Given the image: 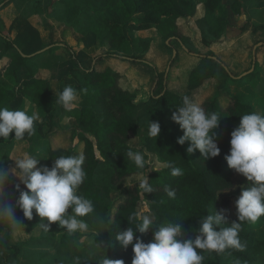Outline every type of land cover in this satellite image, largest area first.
<instances>
[{"label": "trees", "instance_id": "trees-1", "mask_svg": "<svg viewBox=\"0 0 264 264\" xmlns=\"http://www.w3.org/2000/svg\"><path fill=\"white\" fill-rule=\"evenodd\" d=\"M63 8L50 11L53 0H3L0 10L15 3L20 12V20H27L32 15H48L55 21L73 25L81 35L95 33L99 46L103 51L95 56V63L84 65L76 51L67 42L55 39L53 34L50 42L34 52H26L18 39L2 30L0 25V60L12 53L8 72L14 85H8L0 71V107L15 110L13 101L16 99L15 87L19 84V71L26 68L30 75L38 72L35 57L51 51L53 47L66 48L72 58L73 66L58 80L39 79L28 83L23 88L26 98L34 104V109L43 116L36 124V135L25 141L29 144L28 151L34 142L48 140L43 165L51 167L54 159L60 155L84 154L86 180L79 193L92 199L96 212L84 217L90 227L96 230V225L103 218L106 227L100 232L109 239L108 246L95 253L83 249V245L75 235L64 234L57 242L55 238L46 236L49 244L57 247L59 256L71 257L74 264H98V258L107 255L110 259L122 260L124 264H132L133 251L131 246L122 248L115 237L119 232L134 227L128 217L138 211L140 198L139 187L126 188L123 197L115 200L116 187L125 179L141 174L140 170L127 159L126 151L131 148L132 136L144 131L142 141L147 152L155 153L166 167L160 171L152 170L148 176L151 193H144V199L149 202L154 224L160 225L166 220L180 223L185 238L195 239L203 217L219 212L225 217L220 227H230L233 222H239L238 212L233 214L221 203V194L236 188L235 170L231 169L225 159L230 154L231 132L238 128L241 116L257 111L255 105L244 99V94H232L233 89L242 88L258 78V69L249 72L242 78L236 77L227 65L213 51L203 52L191 46V36L180 26V20H196L202 32V42L210 45L222 37L226 28L232 24V16L241 13L244 0H60ZM203 6V14L198 16L199 5ZM224 11L217 15V9ZM251 20L247 21V24ZM247 26L246 24L244 27ZM156 28L162 36L167 49L172 52L170 69L160 72L149 63L145 55L149 51L152 38L136 36V31ZM264 31V24L254 27V31ZM264 43V41H261ZM105 46V48H104ZM176 55L173 56V51ZM188 54L198 58L199 62L187 74V89L195 91L209 81L215 83L216 94L211 99H203L200 105L208 111L219 114V127L215 137L221 151L217 157H204L199 150L187 151L190 141L180 145L177 139L183 135L180 126L172 119L173 113L182 106L185 96L167 85L173 70L181 55ZM144 63L152 66L155 71L154 84L148 101H137L136 93L132 92L125 81L124 74L112 67L100 68L98 62L103 58ZM251 69V68H250ZM249 69V70H250ZM243 81H246L242 83ZM71 85L78 91L75 108L67 112L75 119L76 126L73 135L66 145H55L52 137L60 134L61 129L54 119L58 110V93L64 86ZM230 86V87H229ZM87 89L85 93L82 90ZM260 112V111H259ZM264 113V112H262ZM159 122L161 132L156 138L147 136V121ZM14 139V133L10 135ZM19 142L0 139V149H5L4 167L11 169L14 164L13 154ZM168 162H174L181 167L184 174L171 176ZM148 170L146 165L144 173ZM244 185V188L249 186ZM20 190L26 187L18 181L13 182L5 190V199L15 200ZM167 190L176 193L175 199L167 196ZM17 220L21 228L33 229L40 226L42 218L33 210V218L28 220L17 209ZM264 221V217L260 218ZM251 224H244L240 237L246 248L244 251L228 250L224 253H205L203 264H264V238H259ZM50 228L66 231L58 222ZM156 228L150 227L148 232L139 233L145 243L152 241ZM16 233V232H15ZM7 220L0 221V264H18L22 254L23 243L15 239ZM198 252L201 250L197 249ZM48 254L41 255L47 258Z\"/></svg>", "mask_w": 264, "mask_h": 264}, {"label": "clouds", "instance_id": "clouds-1", "mask_svg": "<svg viewBox=\"0 0 264 264\" xmlns=\"http://www.w3.org/2000/svg\"><path fill=\"white\" fill-rule=\"evenodd\" d=\"M86 91L87 89H84L81 92ZM78 94L75 87L64 86L63 91L58 93L56 104L64 111L70 112L76 106ZM182 102L178 112L172 116L173 121L183 131L177 143L183 145L190 141L187 148L189 153L199 150L204 157H217L221 151L215 139L219 127V114L215 111L206 112L188 95L182 97ZM40 119L37 111L29 114L26 108L10 110L7 107H0V138H3L4 142L31 139L36 135V124ZM146 129L149 138H156L161 132V125L158 121L148 120ZM13 133L14 139H10ZM230 145V154L225 157L228 166L250 182L236 200L239 222H233L230 227L222 226L217 230L215 226H221L225 217L219 212H213L201 219L199 228L195 230L198 233L195 239L185 238L180 223L175 220H166L158 226L154 224L149 202L143 198L144 193L153 191L144 173L149 162L140 151H133L131 148L126 151L127 159L144 176L139 180L142 207L128 217L134 227L119 232L115 237L122 248L127 249L131 246L134 253L132 264H203L205 253L245 250L246 245L240 237L244 224H255L264 217V113L253 111L242 115L238 128L231 132ZM85 159L84 154L60 155L49 167L41 165L38 154L25 152L15 159L14 169L6 168L0 163V221L7 220L11 232L15 233L21 229V223L17 220V209L28 220L33 218L35 210L38 217L42 218L40 227L45 232L53 223L58 222L60 227L66 228L69 236L88 233L90 225L83 218L94 214L96 206L92 199L78 194L87 176L84 168ZM167 167L171 169L170 174L173 177L184 174L183 169L175 166L174 162H168ZM153 170L159 172L160 168L155 167ZM13 173L26 187V190H20L19 184L15 186L19 191L15 203L5 199L4 189ZM166 191L169 198L175 199V192L167 189ZM106 226L105 220L101 218L96 225V231ZM150 227L156 228V231L152 241L145 243L136 233H146ZM96 249L100 250L99 246H96ZM197 249L201 251L198 252ZM98 264L124 262L114 261L103 255L98 258Z\"/></svg>", "mask_w": 264, "mask_h": 264}, {"label": "rangeland", "instance_id": "rangeland-1", "mask_svg": "<svg viewBox=\"0 0 264 264\" xmlns=\"http://www.w3.org/2000/svg\"><path fill=\"white\" fill-rule=\"evenodd\" d=\"M3 0H0V3ZM64 6V5H63ZM62 2L60 0H53L51 6H50V11L58 8H63ZM203 14V10H198V16H201ZM0 18L2 20V25L4 28L9 25L11 21V10L10 8H6L5 10L2 9L0 10ZM41 17L38 18V21L42 23L44 22L45 28L43 26V29L41 30L43 34L47 35L48 33H53L54 38L58 39L60 41L64 42L66 41L68 44L69 42H76L74 38H77L78 43L75 44L73 47L78 48L76 45L80 46V41L79 39L82 38V36L79 32H77L74 28L73 25H68V24H63L62 22L55 21L54 19H51L48 15H40ZM0 20V21H1ZM37 20V19H35ZM250 20L248 17V14L238 16V15H233L232 16V25L235 27H238L240 30H242L241 34L236 38L226 39L222 38L216 41H213L211 38L210 39V45L206 46L202 42V32L199 30L200 28L198 27L196 20L192 19L190 21L187 20H180V26L183 29L187 35L191 36V46L196 48L197 50H201L203 52L207 51H214L215 53H224L223 49L224 48H234V49H239L243 55L247 54L246 61L242 60L243 55H240L238 58H232L235 60V66L242 68L243 70L238 69V73L241 74L243 71H249V69L252 67L253 64L250 60H252L253 57V50L254 47L257 43L264 41V31H258L255 32L252 29V24L249 23L247 24V21ZM247 25L244 27V25ZM4 32L6 31V28L3 29ZM44 35V38L46 37ZM73 39V40H72ZM83 47L81 51L83 54L85 52L88 53L85 50H88V47H91V42H84L82 43ZM263 47L259 46L258 48ZM105 48V46H104ZM103 51V50H102ZM160 53H163V46H160ZM159 51L157 50V55L159 54ZM230 51V50H228ZM227 52V51H226ZM170 53V51H169ZM84 54V55H85ZM261 57L264 56V49L261 50L260 52ZM186 58L188 59H194V60H188L184 59V57L180 60V63L178 65V68L175 73L174 79L171 81L167 82V85L170 86L173 90L183 94V95H188L190 98H192L195 102L201 103L200 101L203 99H211L214 97L216 94L215 88V83L213 81L207 82L205 86L195 90V91H189L187 89V74L188 71L196 66L198 64L199 60L195 56H191L188 54H184ZM217 55V54H216ZM163 59V57H162ZM197 60V62H195ZM126 62L129 61H123V60H117L114 62V67L116 69H119L125 77V81L128 83L129 86L135 88L137 93L139 94V99L140 100H145L148 99L150 96V93L153 88L154 80L153 82L151 81H145V79H141L137 81L139 77L136 78V80L130 79L127 71H128V66H126ZM251 62V63H250ZM164 62L160 63L159 70L163 72L164 68ZM257 68V67H256ZM141 70V69H140ZM237 74V73H236ZM240 74H237L236 77L240 76ZM8 85H14L12 80L8 79ZM246 81H243L244 83ZM252 84H245L244 88H238V89H233L232 94H239L238 91L242 92L244 94V99L248 100L251 102L252 105H255V109L260 112H264V85L260 84V78H255L253 81H251ZM15 86V85H14ZM230 87V86H229ZM215 93V94H214ZM16 109H27L29 114H31L32 111H36L34 108H28L26 107V104H24V107L21 108L20 102L17 101L14 103ZM38 112V111H37ZM39 113V112H38ZM67 113V112H66ZM62 108L57 110L58 116L56 119H54L55 124H58V128L61 129L60 134L57 136H53L52 140L55 145H66L71 136L73 135V120L68 118L66 119L64 117V114H66ZM40 114V113H39ZM40 121L43 120V116L40 114ZM144 135V131H141L140 135L138 136H132L131 138V144L133 145L135 151H140L145 154V159L149 162L148 164V170L146 171L145 175L148 176L149 173L153 170L155 167L163 168L166 167V164L163 163L160 159L159 156L155 153H150L147 152L146 149L144 148V144L142 141V136ZM69 138V140L67 139ZM3 139V138H0ZM28 147L29 144L27 142H19L18 145L15 148V153L13 154V159H14V164L11 169L15 168V159L22 155L23 153L27 152L30 154H38L39 157L41 158V165H43L44 160H45V151H47L46 147L44 146L43 142H34L31 146L30 151L28 152ZM5 152V149H0V162L5 163V160L3 158V154ZM40 165H38L39 167ZM144 176L142 174L132 176L130 178L125 179L120 185L116 187V192L114 193V198L115 200H120L123 197V193L126 190V188H131L135 189L139 187V180L143 179ZM237 186L234 190L225 192L221 194V203L229 209L233 214H237L238 210L236 208V200L239 198V196L242 193V190L244 189V185L248 183L247 179L242 175L238 174L235 177ZM18 181L19 183L20 180L18 176L13 173L12 177L6 182L4 189L8 190L10 185ZM142 207V203L138 204L137 209L139 210ZM69 214H71V209H69ZM252 229L256 231V234L259 238H264V221L258 220L255 224L250 225ZM64 234H67V230L63 231L60 229H55V228H49L47 232L44 231V229L40 226H36L33 229H29L26 227H22L19 231H16L15 233V239L23 243V250L22 254L19 257L18 264H74V260L71 257H66V256H59V254L56 252L55 246L49 244L46 240V236H51L55 238L57 242H60L62 236ZM76 237H79L80 241L83 242V249H85L88 252L95 253L97 251L104 250L108 246L109 239L104 237L100 232L96 231L92 227H90V231L88 233H76ZM96 246H99L100 250L96 249ZM48 254L47 258L42 259L41 255Z\"/></svg>", "mask_w": 264, "mask_h": 264}, {"label": "crops", "instance_id": "crops-1", "mask_svg": "<svg viewBox=\"0 0 264 264\" xmlns=\"http://www.w3.org/2000/svg\"><path fill=\"white\" fill-rule=\"evenodd\" d=\"M198 1H202V0H198ZM6 8H10V10H11V21H10L9 25L5 27L6 28L5 33L12 36L13 38L18 39L20 42V45L22 46V48L26 52H34L36 50H39L42 46L47 45L50 42V39H51L50 37H52L53 33H48L47 35L42 33L41 30L43 29V26L45 28V25H44L43 21H42V23H40L38 21V18L41 17L40 15H32L27 20L21 21L20 20V12L16 8L15 3H12V4L8 5L7 7H4V9L3 8L2 9L5 10ZM200 9L203 10V6L201 4L199 5V10ZM246 12L248 14V17L251 20V24H252L251 27L253 30H254L255 26L260 25V24H264V0H244L242 2V6H241V13L238 16H242V15L246 14ZM216 14L217 15H223L224 11L221 8H219V9H217ZM35 19H37V20H35ZM0 20H1V18H0ZM0 25L2 27V30L5 29L4 26L2 25V20L0 21ZM241 32H242V30H240L238 27H235L231 24L226 28L222 37L219 39L226 38V39L231 40L232 38H235V37L237 38L241 34ZM44 35L46 36L45 38H44ZM95 35L96 34L93 32H89L87 34H84V36H82V38L79 39L80 46L76 45L78 48L73 47L75 44L78 43L77 38H74L76 40V42H71V43L69 42V45L71 47H73V49L76 51L77 55L80 57V59L82 60V62L86 66H90L91 64L95 63V56L98 53L102 52V50H103L102 47H100V48L97 47V46H99V43H98L97 36H95ZM136 36L143 37V38H147V37L152 38L151 47H150L149 51L146 53L145 58L149 63L154 65L158 71H160L159 70L160 63L163 60V62L165 63L163 66V68H164L163 71H167L168 67L171 63L172 52L169 49H167L164 41L162 40V36L156 30V28H150V29L136 31ZM219 39H217V40H219ZM88 41L91 42V47H88V50H85L88 53L85 54V52H84V54H85L84 55L81 52V51H83L82 50V47H83L82 43L88 42ZM214 41H216V40H214ZM160 46H163V53H160V51H159ZM263 49H264L263 47L257 48L256 55H255L257 60L255 63L256 64L255 66H257V69H258V78H260V84L264 85V56L261 57V54H260L261 50H263ZM157 50L159 51L158 55H157ZM228 50H230V51H228ZM169 51H170V53H169ZM223 51H224V53L219 52V54L215 53L214 51L213 52H214V54H217V57L222 62H224L227 65V67L232 72L235 73V75L240 74V73H238V69L243 70V67L242 68L236 67L235 66V64H236L235 60L232 58H237V57L239 58L240 55H243V53L239 49H234V48H224ZM42 52L43 53H40V55L35 57V60L37 61V64H38V67H37L38 72L35 76L30 75L26 68H21L19 71V84L15 87L16 99L13 101V107L15 109H16V107H15L14 103H16L17 101L20 102L21 108L24 107V104H26V107H28V108L34 107V104L32 103V101L29 98H26L24 93H23V88L26 84L31 83V82L36 81V80H39V79L58 80L61 76L65 75L67 73V71L71 68V66H73V61H72V58H71L69 51L62 46H56V47H53V49L51 51L45 52V50H44ZM12 55H13L12 53H9L7 56H4L0 60V71L2 72L3 77L6 79V81H8V79L11 80L7 67H9V64H10L11 59H12ZM182 56L184 57V59L186 58V56L184 54L181 55L179 62L177 64L176 68L173 70V73H172L171 78L169 80L170 83L175 77V73H176V70H177L178 65L180 63V60L183 58ZM162 57H163V59H162ZM246 58H247V54L246 55L244 54L242 60L246 61ZM186 59H188V58H186ZM188 60H194V59H188ZM197 60H195V62H197ZM116 61H117V59L111 58V57L103 58V60L98 62V66L100 68L112 67L115 70H119V69H116L114 67V62H116ZM250 61L253 63V57H252V60H250ZM126 64H127L126 66H128L127 74H128L130 79L136 80V78L139 77L137 79V81L140 80V78H141L142 80L145 79V81L153 82L154 77H155V71H154L152 66H147V64H144V63H134L131 61L126 62ZM168 71H167V73H168ZM245 72L246 71L241 72L240 75H242ZM249 84H252V83H249ZM128 87L132 92L136 93L137 101L143 102V101L149 100L151 93H150V96L148 99L140 100L139 94L137 93L135 88H133L129 85H128ZM243 88H244V86H243ZM202 89H203V87H202ZM60 108H62V107L58 106V109H60ZM35 110L37 111V109H35ZM64 112L66 113V111H64ZM57 116H58V114H56L55 119L57 118ZM64 117L66 119L68 118V120L72 119L73 120V126L72 127L76 126L75 119L70 117L68 115V113L64 114ZM57 126H58V124H57ZM41 142H43L45 147L48 146V140L47 139L46 140L43 139Z\"/></svg>", "mask_w": 264, "mask_h": 264}, {"label": "water", "instance_id": "water-1", "mask_svg": "<svg viewBox=\"0 0 264 264\" xmlns=\"http://www.w3.org/2000/svg\"><path fill=\"white\" fill-rule=\"evenodd\" d=\"M263 45V42H259V43H257L256 45H255V47H254V50H253V65H252V68L249 70V71H246L245 73H243L242 75H240V76H238V78H242L243 76H245L246 74H248L249 72H252L254 69H255V63H256V51H257V48L259 47V46H262ZM176 55V50H174L173 51V56H175ZM169 68H170V65H169V67H168V70H169ZM167 70V71H168Z\"/></svg>", "mask_w": 264, "mask_h": 264}]
</instances>
